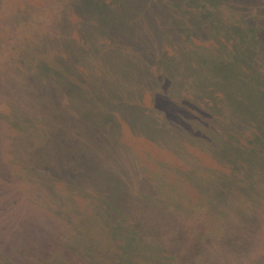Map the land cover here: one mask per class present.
<instances>
[{
    "label": "rangeland",
    "instance_id": "1",
    "mask_svg": "<svg viewBox=\"0 0 264 264\" xmlns=\"http://www.w3.org/2000/svg\"><path fill=\"white\" fill-rule=\"evenodd\" d=\"M164 1L126 0L161 33L141 49L153 73L119 77L117 125L104 124L108 88L88 103L59 79L32 84L36 70L19 81L0 75L3 108L47 131L7 137L0 125V257L10 260L0 264H264V57L256 51L245 65L238 54L177 46L179 10L196 0ZM49 13L63 22L41 44L67 51L72 13ZM8 51L0 45L1 74Z\"/></svg>",
    "mask_w": 264,
    "mask_h": 264
},
{
    "label": "trees",
    "instance_id": "2",
    "mask_svg": "<svg viewBox=\"0 0 264 264\" xmlns=\"http://www.w3.org/2000/svg\"><path fill=\"white\" fill-rule=\"evenodd\" d=\"M235 1L196 0V5L193 2L189 10L185 9L186 14L183 9L179 10L183 20L174 26L175 29L172 28L174 38L180 36L177 46L185 43L191 44L195 50H217L224 54L231 53L233 57L238 54L245 57V65H249L247 61L253 59L256 51L264 57V0H255L250 5ZM163 4L167 9L169 0ZM73 6L70 12L75 27L74 39H67V51L50 53L41 44L43 32L46 27H52L50 23L58 26L63 20H53L49 12L65 11L68 15V9ZM153 12L149 11L148 16L154 21L166 22L161 15L163 12L160 15L156 13V17ZM134 15L136 13L130 10L126 0H0V45L9 48L6 66L1 67L8 74L0 75L19 81L27 70H36L39 74L32 76V84L46 80L48 84L51 79H59L71 90H78L83 97L90 96L87 98L88 103L91 92L108 88L110 97L101 104L102 110H107L109 116L104 124L117 125L118 121L122 122L121 116L113 110L118 101L119 88H123L119 77H125L124 74L134 68H140L144 74L153 73L150 67L154 66L155 60L146 55V50L141 52V49L145 45L143 40L151 45L154 33H161L160 26H157L151 27L152 34L150 26L141 25ZM185 17L187 26H184ZM224 19L230 22V33L238 34L235 38H229L230 33H226L221 26ZM204 25L205 29L200 28ZM161 26L162 31L171 36L167 25ZM222 32L225 33L222 34L223 38L219 36ZM169 40L167 45L171 47ZM15 44L19 45L22 53L15 51ZM241 45H244L243 49H239ZM163 78L166 79L165 76ZM92 108H95L93 110L97 115L98 108ZM15 113L8 112L7 106L3 108L0 104V125L4 127L6 136L9 132L24 137L23 132L31 134L35 129L38 132L46 131L41 119L28 115L30 123H39V128L33 129L34 126H27L23 115L17 119ZM83 122L93 127L90 118H85ZM12 163L10 161L9 166ZM2 255L9 260L5 253ZM2 255L0 261L3 260Z\"/></svg>",
    "mask_w": 264,
    "mask_h": 264
}]
</instances>
